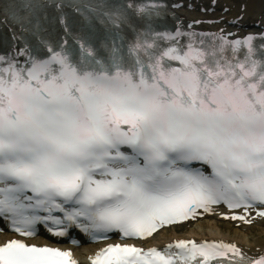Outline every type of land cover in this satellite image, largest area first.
I'll return each instance as SVG.
<instances>
[{
  "label": "snow or ice",
  "instance_id": "obj_1",
  "mask_svg": "<svg viewBox=\"0 0 264 264\" xmlns=\"http://www.w3.org/2000/svg\"><path fill=\"white\" fill-rule=\"evenodd\" d=\"M178 6L0 0V264H80L76 230L105 242L88 264H264V245L143 246L220 206L264 220V33L185 29Z\"/></svg>",
  "mask_w": 264,
  "mask_h": 264
},
{
  "label": "bare ground",
  "instance_id": "obj_2",
  "mask_svg": "<svg viewBox=\"0 0 264 264\" xmlns=\"http://www.w3.org/2000/svg\"><path fill=\"white\" fill-rule=\"evenodd\" d=\"M181 3L177 11L186 20L201 21L193 23L192 27L211 31L224 30L225 33L238 35L249 29L264 28V0H173ZM177 227L164 229L154 238L146 241V245H161L166 241L177 238L194 239H221L235 242L242 246L251 255L253 251L264 245V220L257 218L251 226L242 224L241 227H233L227 222H222L219 215L205 218L195 222L184 231L177 232ZM9 237L0 233V243ZM47 242V241H45ZM101 245V244H100ZM98 245V246H100ZM96 246L84 245L76 248L74 254L77 257L91 251Z\"/></svg>",
  "mask_w": 264,
  "mask_h": 264
},
{
  "label": "rangeland",
  "instance_id": "obj_3",
  "mask_svg": "<svg viewBox=\"0 0 264 264\" xmlns=\"http://www.w3.org/2000/svg\"><path fill=\"white\" fill-rule=\"evenodd\" d=\"M233 227H238V226H236V225H233ZM186 228V227H185Z\"/></svg>",
  "mask_w": 264,
  "mask_h": 264
}]
</instances>
